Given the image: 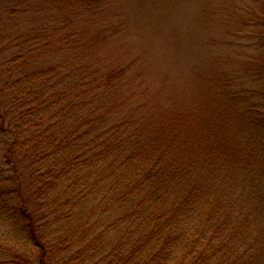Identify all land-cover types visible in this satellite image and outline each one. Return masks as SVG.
Instances as JSON below:
<instances>
[{
    "label": "trees",
    "instance_id": "trees-1",
    "mask_svg": "<svg viewBox=\"0 0 264 264\" xmlns=\"http://www.w3.org/2000/svg\"><path fill=\"white\" fill-rule=\"evenodd\" d=\"M1 2L0 218L38 249L15 264H264V51L224 83L242 108L145 112L94 37L41 39L51 0Z\"/></svg>",
    "mask_w": 264,
    "mask_h": 264
},
{
    "label": "rangeland",
    "instance_id": "rangeland-1",
    "mask_svg": "<svg viewBox=\"0 0 264 264\" xmlns=\"http://www.w3.org/2000/svg\"><path fill=\"white\" fill-rule=\"evenodd\" d=\"M46 10L55 33L45 29L48 34L41 39L50 38L54 48L74 28L94 37L88 59L123 67L122 85L145 112L183 111L199 120L209 118L213 109L226 114L242 107L229 98L224 83L229 81L226 89L233 91L240 83L256 82L254 58L260 61L264 51L258 49L264 42V0H51L30 18ZM56 21L62 23L60 30ZM8 22L12 19L4 17ZM56 59L53 55L50 62ZM18 231L0 218L1 264H15L10 251L16 249L37 262L38 249L29 246L27 231Z\"/></svg>",
    "mask_w": 264,
    "mask_h": 264
}]
</instances>
